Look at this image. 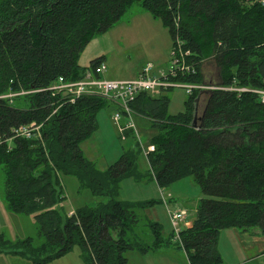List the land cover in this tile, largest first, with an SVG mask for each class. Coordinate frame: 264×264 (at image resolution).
<instances>
[{
    "label": "trees",
    "instance_id": "1",
    "mask_svg": "<svg viewBox=\"0 0 264 264\" xmlns=\"http://www.w3.org/2000/svg\"><path fill=\"white\" fill-rule=\"evenodd\" d=\"M136 3L169 28L173 47L179 37L182 49L191 52L187 63L195 64L196 73L172 80L203 83L206 59H213L220 70L218 88L186 92L189 99L182 113L168 111L165 91L171 87L141 92L132 104L135 121H151L142 126L144 132H152L149 142L156 145L148 160L150 173L167 212L184 209L170 208L164 194V188L175 182L191 177L204 194L192 226L183 224L189 212L180 223L184 227L180 238L190 261L222 264L218 242L226 228L259 227L264 234V101L255 92L264 90V4L260 0H0L4 194L10 211L34 216L42 239L37 244L33 238L14 243L0 235V247L13 249L10 253L33 264H47L75 246L81 248L86 264H129L125 255L129 250L147 253L175 241L173 228L165 236L163 224L142 218V212L157 201L120 199L123 180L147 179L137 162L141 149L133 140L105 170L84 154L82 144L98 129V114L108 106L105 98L85 95L52 114L59 102L51 91L2 97L50 87L61 76L66 81L81 79L86 70L106 61L98 57L90 67L82 66L79 59L86 45ZM204 91L208 92L206 108L199 124H194L195 104ZM16 99L26 107H16ZM32 123L42 125L43 143L12 137L14 129ZM127 134L134 138L131 131ZM67 176L77 178L80 191H91L99 202L73 208L69 215L62 206ZM169 220L172 227L170 216ZM141 224L152 241L139 235Z\"/></svg>",
    "mask_w": 264,
    "mask_h": 264
},
{
    "label": "rangeland",
    "instance_id": "2",
    "mask_svg": "<svg viewBox=\"0 0 264 264\" xmlns=\"http://www.w3.org/2000/svg\"><path fill=\"white\" fill-rule=\"evenodd\" d=\"M178 39L182 40L179 37ZM172 48L173 38L169 28L160 18L154 16L150 11L142 7L140 3H136L107 32L97 34L86 45L79 61L82 66L90 67L93 59L104 56L108 66V79H135L148 65H152L155 72L160 69L167 70L173 61ZM202 69L205 77L204 82L210 85L209 91H211L213 87L218 86V83H220V70L216 67L213 59L204 60ZM208 92H202L199 95L200 100L195 104L199 117L197 124H199L206 108ZM165 93L169 99L168 111L171 115H176L186 110V101L189 99V95L183 88H174L170 91H165ZM14 105L16 107H26V103L19 99L15 100ZM115 108L116 105L109 102L108 106L99 112L98 129L89 140L82 144L84 154L95 161L102 170H105L111 163L118 160L124 149L129 147V141L133 140V145L135 144V147L139 148L138 142H134V138L130 135L127 136L126 140L121 138L120 132L112 119ZM136 124H139L138 127L141 126L143 128L140 129L139 127L138 129L144 144H149L152 132H144L145 130L142 126L151 125V121L138 118L136 119ZM148 127L150 128V126ZM137 162L140 171L147 174V179L144 182H136L132 178L123 180L121 182L120 199L136 202L157 201L142 212V218L158 221L163 224L164 232L169 234L171 223L168 216L170 214L167 213L166 204L162 203L159 186L150 173L148 158L145 154L140 153ZM63 178L65 180L66 199L63 201L62 206L66 211H69V215L73 208L76 209L83 205L93 206L99 202V197L93 196L91 191L87 189L80 191L77 178L71 176ZM5 180L4 166L0 164V235H4L6 239L14 243L27 238H33L36 244L41 242L38 223L34 216L16 214L9 210L4 194ZM164 191L170 208L181 207L187 209L189 212L188 219L194 220L198 202L204 197V194L193 178L187 177L175 182L164 188ZM232 229L234 228L229 227L224 230L229 235L234 236ZM252 229L257 230L260 228L253 227ZM138 233L143 236V240H153V236L145 224H141ZM225 247V241H220L219 253L220 249L224 252L225 250H230V252L233 250L232 244L228 248ZM12 251L13 249L4 250L0 247V264H33L27 258L13 255L10 253ZM125 255L129 264H187L184 250L174 240L157 250L141 253L133 249L129 250ZM47 264H86V262L82 256L81 248L75 246L67 254L57 257ZM258 264H264V256L258 257Z\"/></svg>",
    "mask_w": 264,
    "mask_h": 264
},
{
    "label": "built area",
    "instance_id": "3",
    "mask_svg": "<svg viewBox=\"0 0 264 264\" xmlns=\"http://www.w3.org/2000/svg\"><path fill=\"white\" fill-rule=\"evenodd\" d=\"M260 1L262 4H264V0ZM183 44L184 42L177 38L176 45L172 48L173 61L167 70L160 69L155 72L153 66L148 65L135 79L114 80L108 79V66L106 62L103 61L95 69L86 70L84 76L81 79L66 81L64 77L61 76L59 77L58 81L50 87L30 91L22 90L20 92L10 93L2 97H10L13 99L16 96L25 95L31 92H42L44 90L51 91L53 96L58 97L57 102H59L57 103L58 105L56 108L53 109L52 114H54L62 105L76 103L85 95L101 96L108 102L114 103L116 105L112 119L120 132L121 138L126 140L128 136L127 132L131 131L134 136V140L138 142L141 153L145 154L149 160L150 155L156 150V145L153 143L144 144L140 137L141 134L135 121V111L132 108V104L141 94V92H154L158 89H168L171 87L183 88L188 94H192L196 89H210V85H207L205 82L187 83L172 80V78H177L179 74L185 75L189 72L196 73L195 64L187 63V57L191 55V52L189 50H183ZM218 87L219 86H215L213 89ZM229 89L239 91L248 90L237 87H229ZM255 92L261 94L262 100L264 101V90H255ZM12 137L38 139L41 143L44 142L42 125L36 123L14 129ZM73 212L74 211H71L70 213L72 214ZM187 212L188 211L185 209L168 212L172 222L174 239L180 244L182 249H184V246L180 235L184 227L182 228L180 223H182L187 218ZM183 224L185 225L186 222ZM188 264H192L190 259Z\"/></svg>",
    "mask_w": 264,
    "mask_h": 264
},
{
    "label": "crops",
    "instance_id": "4",
    "mask_svg": "<svg viewBox=\"0 0 264 264\" xmlns=\"http://www.w3.org/2000/svg\"><path fill=\"white\" fill-rule=\"evenodd\" d=\"M3 193H4V189H3ZM185 222H186L184 226L185 228L192 226V220L186 219ZM232 230L234 232V236L229 235L225 230H222L221 232L222 237L220 234L218 248L220 246V241L222 242V240H224L226 243L225 248L230 247V244H232L233 246V250L231 252L230 250H225L224 252L222 251V249H220V254L222 256L221 257L222 263L223 264H254V263L258 264V257L264 256V234L261 233V230L248 229L246 231H243L237 228H234ZM164 235L168 236L169 234L164 232ZM185 254L188 264L189 258L186 252Z\"/></svg>",
    "mask_w": 264,
    "mask_h": 264
},
{
    "label": "water",
    "instance_id": "5",
    "mask_svg": "<svg viewBox=\"0 0 264 264\" xmlns=\"http://www.w3.org/2000/svg\"><path fill=\"white\" fill-rule=\"evenodd\" d=\"M200 100V98H198L197 99V102ZM198 111L196 110V115H195V120H194V124H197L198 123V119H199V117H198Z\"/></svg>",
    "mask_w": 264,
    "mask_h": 264
}]
</instances>
